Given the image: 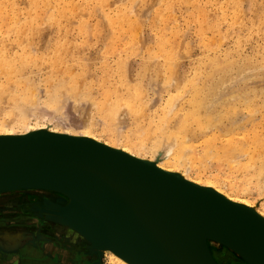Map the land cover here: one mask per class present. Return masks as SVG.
<instances>
[{
	"label": "bare ground",
	"instance_id": "6f19581e",
	"mask_svg": "<svg viewBox=\"0 0 264 264\" xmlns=\"http://www.w3.org/2000/svg\"><path fill=\"white\" fill-rule=\"evenodd\" d=\"M43 1H34L37 13L30 23L35 36H43L53 27L65 35L61 32L73 24L82 35L99 36L102 25L108 23L126 47L138 40L141 16L158 12L152 4L141 15L136 8L141 0H133L125 8L119 6L103 13L104 23L103 19L94 23L88 20L94 13L84 8L88 6L86 0H65L63 4L44 1L46 10L42 8ZM94 1L106 3V0ZM124 1L118 0L125 5ZM210 1L165 0L159 16L161 23L168 22V25L165 32L159 31L156 51L149 53L138 80L127 86L121 84L123 81L112 82L108 69L100 83V96L85 86L81 73L71 71L56 79L51 77L50 86L41 97L37 85L26 77V68L40 59L37 55L39 47L31 40L26 44L28 49L26 45L22 47L25 55L19 58L22 55L9 53L11 44L0 43V75L6 79L0 81V138L58 135L81 139L117 151L179 182L191 184L220 206L221 214L183 202L135 197L130 205L136 210L129 204L124 209L125 230L133 241L147 248L141 234L148 233L153 241L149 248H155V252L162 253L159 248L166 244L179 258L192 250L201 255L199 247L204 244L201 248L206 249L213 264H222L220 260L225 255H232L241 264H264L232 240L240 238L254 249L264 251V135L259 134L254 125L257 115L264 114V53L241 61L230 58L231 52H225L221 61L217 48H213L216 43H207L206 32L220 31L222 21H234L240 4L238 0H223L221 10L210 15L206 7ZM187 3H191L193 11L190 14L199 23L201 43L207 44L213 55V64L205 68L204 77L194 79L180 74L178 43L176 40L171 42V36L179 31L174 17L176 10L188 11ZM69 16L72 19H68ZM9 18L10 13L0 10V24L7 23ZM28 23L20 24V19L12 16L4 36L14 34L22 45L23 27ZM87 44L83 42L75 47L80 49ZM50 60L58 63L62 56ZM14 61L24 64L20 67ZM126 61L120 59L117 64L119 77L124 80L128 76ZM147 80H150L149 85ZM150 85L154 97L148 95V90L152 92ZM68 104L83 117L77 128L64 126L58 120ZM244 107L251 108L247 115L241 111ZM142 117L148 118L142 121ZM98 134L105 135L107 141ZM211 163H216L215 171L210 169ZM193 172L195 176H192ZM27 187L0 191V214H6L0 219L2 245L16 248L22 239H27L28 252H31L46 242L42 244L43 250L54 255L55 243H65L69 239L74 243L62 248V264H75L79 259L76 253L80 251H84V259L98 254V257H107L108 264H139L110 243L96 241L90 233L61 215L72 204L81 202V194L75 187ZM253 190L258 195V206L248 197ZM31 192L37 195V200L29 203L26 197ZM219 197L231 208L219 204L216 201ZM230 209L236 215L222 214ZM27 211L33 215H27ZM76 240H79L78 244ZM202 259L204 261V255Z\"/></svg>",
	"mask_w": 264,
	"mask_h": 264
},
{
	"label": "rangeland",
	"instance_id": "374dc122",
	"mask_svg": "<svg viewBox=\"0 0 264 264\" xmlns=\"http://www.w3.org/2000/svg\"><path fill=\"white\" fill-rule=\"evenodd\" d=\"M34 1L35 0H0V10H3L6 14L10 13V18L7 23L0 24V43L11 44V51H9V53L13 55H22V47L26 44L28 45L31 40L34 41L32 42L35 47H39L40 51L37 55L40 59L36 61V64H34L35 62H31L30 66L26 68V77L27 79L33 80L35 85H37V91H40L38 94L40 93L41 97H43L45 90L50 86L48 82L51 77L56 79V77L62 73L69 74L71 71L73 73H81L82 75L80 76L83 78L85 86L90 88L92 92L98 96H100L101 91L100 83L108 69H110L112 74V77L110 78L112 82L123 81L121 84L125 86L134 83L138 80L139 72H141L144 62L147 63L149 53L156 51V40L159 31L162 30L165 32L166 25H168V22L161 23V17L159 16L164 8L165 0H141L137 6L135 5L141 15L144 14L143 10L152 4L155 9H158V12L154 11L153 13V11H151L149 14L141 16L143 20L140 23L142 27L137 30L138 40L132 43L130 47H126L127 44L117 38L108 23L102 25V32L99 36L87 33L86 35H82L78 32V27L75 24H73L70 29H64L61 32L65 35H61L60 32H58L57 27H53L50 31L43 34V36H35L32 34V23H30L34 15L37 13ZM44 1L59 4L65 3V0ZM44 1L42 3V8L43 10H46ZM78 1L79 0H75V2ZM132 1L133 0H126L124 1V5L123 3L120 4L118 0H106L105 4L97 3L94 0H86L85 4L88 6H84V8L93 11L94 14H92L91 17H88V20L96 23L103 19L101 16L103 13H109V11L116 10V7L119 8V6L125 8L126 5H131ZM238 1L240 6L236 10V24H234L235 20L232 21L229 19L228 22H221L219 27L220 31L211 32V30H209L206 32L208 38L207 43L211 41L216 43L213 48H217L216 51L218 52L221 61H223L228 52H231L233 55L230 56V58L241 61H245L247 58H255L259 53H264V0ZM190 4L191 3L185 4L189 5L187 9L190 8L186 12L185 9L176 10V15L174 17L176 19V26L179 27V31L176 35L170 36L172 43L174 40L178 43L176 51L177 54H179L180 74L189 76L190 79H194L201 75L204 77L205 68L213 64V55H211L209 46L201 43V37L199 35L200 30L198 29L199 23L194 21V16L190 14L193 11V7H191ZM222 4L223 0H211L210 3L206 4L208 13L210 15L217 13L221 10ZM95 8L97 10L94 11ZM103 10H105V12H103ZM12 16H15L16 19H20V24L29 22L23 27L25 34L23 35L24 39L22 45L18 43L19 40L16 39L14 34L4 36L5 30L8 28L7 24L12 23ZM57 16L59 17L60 15ZM68 19H72V16H69ZM73 19H76V17ZM132 19L135 20V17ZM104 21L105 20L103 19V23ZM172 25H174V23L170 26ZM65 31H67V33H65ZM126 31L128 36H130L131 32L128 29ZM64 36H66L68 40ZM139 38H141V40H139ZM83 42H87L88 44L80 49L75 47V45H79ZM27 45L25 48L28 49L29 46ZM58 48L60 49L59 53L57 52ZM23 55L19 58L24 57ZM60 55L62 56V61L53 63L50 60L51 57H58ZM120 59L128 61H126V74L128 75V78L126 77L125 80L124 77H119V73L117 72V64ZM14 62L20 67L24 64H19V62L16 61ZM67 66H69V68ZM214 73L218 74V71H215ZM153 76L155 77V74H153ZM5 80V77L0 75V81L5 82ZM149 81L147 80L146 83L148 84ZM120 87L123 88L121 85ZM149 87V89L152 88L151 85ZM148 93L149 97H154L153 93L155 92L153 90L152 92L148 90ZM250 109L251 108L244 107L241 111L243 114L247 115ZM82 118L83 117H81L80 113L72 109V105L68 104L61 111L58 120L62 122L64 126L77 128L79 127ZM147 118L148 117H142L141 120L145 121ZM256 121L257 123L254 125L256 126L257 132L264 135V114H258ZM98 135L103 141H107L105 135ZM217 168L216 163H211V170L215 171L214 169ZM195 175V172H193L192 176ZM248 197L254 205L258 206L259 202L256 200L258 195L255 190H253ZM26 198L29 203H32L37 200V195L34 192H31ZM26 214L30 216L33 215V213L29 211H27ZM4 216H6V214L1 213L0 219L5 218ZM44 243L46 242L37 245L31 252H28L27 239H22L20 245L16 248H9L0 243V257L2 258V254L10 256L14 262L16 261V264H62V248L64 246L68 247L69 243L73 244L74 242L68 239L65 243H55L57 247H55L54 255H50L47 251L45 252L43 250L44 248L42 247V244ZM76 243L78 244L79 240H76ZM70 247L73 246L71 245ZM212 249L214 248L212 247ZM231 256L232 255H225V258H222L220 261L222 264H241ZM48 257L49 259H46ZM76 257L79 259L75 264H108L107 257H98V254L84 259V251H80L76 253ZM1 262L3 263V260Z\"/></svg>",
	"mask_w": 264,
	"mask_h": 264
},
{
	"label": "water",
	"instance_id": "95a60500",
	"mask_svg": "<svg viewBox=\"0 0 264 264\" xmlns=\"http://www.w3.org/2000/svg\"><path fill=\"white\" fill-rule=\"evenodd\" d=\"M20 186L75 187L81 194V202L72 204L61 215L96 241L110 243L139 264H213L206 249L201 248L204 244L198 249L201 255L192 250L179 258L166 244L159 248L162 253L149 248L153 241L148 233L141 234L147 248L133 241L125 230L124 209L129 204L136 210L130 205L135 197L183 202L219 214L222 211L195 186L179 182L117 151L67 136L0 138V191ZM216 201L229 205L220 197ZM222 214L236 215L231 209ZM232 240L264 262V251L254 249L240 238Z\"/></svg>",
	"mask_w": 264,
	"mask_h": 264
},
{
	"label": "crops",
	"instance_id": "0c3cea01",
	"mask_svg": "<svg viewBox=\"0 0 264 264\" xmlns=\"http://www.w3.org/2000/svg\"><path fill=\"white\" fill-rule=\"evenodd\" d=\"M1 258V257H0ZM3 260V264H16V261L14 262L12 260V257L2 254V258L0 259V262ZM8 262V263H7ZM21 264V263H18Z\"/></svg>",
	"mask_w": 264,
	"mask_h": 264
},
{
	"label": "flooded vegetation",
	"instance_id": "af4514ba",
	"mask_svg": "<svg viewBox=\"0 0 264 264\" xmlns=\"http://www.w3.org/2000/svg\"><path fill=\"white\" fill-rule=\"evenodd\" d=\"M0 264H3L2 262H0Z\"/></svg>",
	"mask_w": 264,
	"mask_h": 264
}]
</instances>
